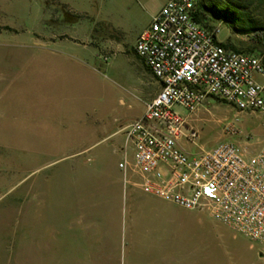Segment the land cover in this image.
<instances>
[{"label":"rangeland","instance_id":"rangeland-1","mask_svg":"<svg viewBox=\"0 0 264 264\" xmlns=\"http://www.w3.org/2000/svg\"><path fill=\"white\" fill-rule=\"evenodd\" d=\"M168 1L0 0V264H164L167 256L192 264H264L259 243L209 210L178 225L160 206L155 213L137 205L133 219L123 217L122 237L113 246L85 243L63 254L47 245V198L54 196L60 207L64 196L86 215L95 204L101 220L109 215L107 168L124 163L126 153L133 163L125 127L155 96L157 80L137 56L136 41ZM229 1L250 6L264 28V7L254 0L205 3ZM207 23L220 27L221 42L264 58V33L241 35L210 14ZM177 110L199 134L195 144L183 142L192 154L221 142L249 155L264 146L261 112L213 98L195 113ZM229 123L238 134L225 132ZM76 161L82 166L75 174ZM130 180L140 181L134 174Z\"/></svg>","mask_w":264,"mask_h":264},{"label":"built area","instance_id":"built-area-1","mask_svg":"<svg viewBox=\"0 0 264 264\" xmlns=\"http://www.w3.org/2000/svg\"><path fill=\"white\" fill-rule=\"evenodd\" d=\"M220 27L206 26L197 0H169L138 37L135 52L160 83L144 114L126 128L132 170L142 190L214 219L264 249V146L254 154L232 142L192 154L198 132L178 107L195 113L209 98L264 114V58L224 46ZM262 81H259L258 78ZM238 134L234 123L224 128ZM120 167L127 177L125 154Z\"/></svg>","mask_w":264,"mask_h":264},{"label":"crops","instance_id":"crops-1","mask_svg":"<svg viewBox=\"0 0 264 264\" xmlns=\"http://www.w3.org/2000/svg\"><path fill=\"white\" fill-rule=\"evenodd\" d=\"M258 79L261 81L260 77ZM160 90L161 85L156 81L152 94L156 96ZM83 151L87 150L85 149ZM80 154L75 153L72 156L76 158ZM120 164L107 168L108 172H110V192L105 196L104 203L108 206L107 211L109 215L104 220H101V214L99 216L97 215L99 213L97 211L99 210L96 209L97 206L93 203L90 210H87L88 215H86L87 213L80 206H72L71 203L66 201L64 196L60 207L57 206L54 196L50 199L47 198L46 237L48 247H61V251L64 254L66 247L73 246L81 248L85 243L99 248L113 246L122 237L123 217L125 215L127 217L129 214L131 219H133V216L137 212V205H142L143 209L148 207L150 211H154L155 213H159L160 209L157 210L154 207L160 206L163 208L161 210L163 216L169 218L167 221L171 223L175 222L178 225L181 223L186 224L189 218H196V212L199 210H187L176 204L165 202L144 191H138V188L141 187L137 182L130 180V174H134L139 180L141 178L133 172L132 163L129 162L127 177L125 176V171L120 167ZM77 166L80 168L82 166L81 162L76 161L72 164V172L75 174L78 170ZM70 217L73 221L69 222ZM125 231H127V228H125ZM130 236H133L132 228L130 230ZM164 264L192 263L186 257L167 256L164 258Z\"/></svg>","mask_w":264,"mask_h":264},{"label":"trees","instance_id":"trees-1","mask_svg":"<svg viewBox=\"0 0 264 264\" xmlns=\"http://www.w3.org/2000/svg\"><path fill=\"white\" fill-rule=\"evenodd\" d=\"M253 3L257 4V6L264 7V0H254ZM197 7L199 20L206 26H209L207 23V14H210L213 18L222 20L231 25V27L236 29L237 33L241 35H251L258 32L264 33V28L257 25L255 19L250 15V6L248 7V5L245 7L241 3L235 1L225 3L215 2L211 5H206L205 0H199L197 1ZM224 46L229 49L246 53L227 43H224ZM213 99L222 102L218 98L214 97Z\"/></svg>","mask_w":264,"mask_h":264}]
</instances>
